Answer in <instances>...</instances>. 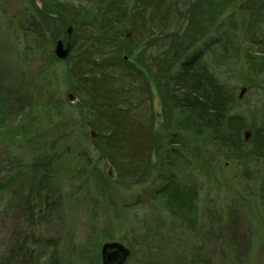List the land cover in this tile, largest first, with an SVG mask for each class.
I'll list each match as a JSON object with an SVG mask.
<instances>
[{
    "label": "trees",
    "instance_id": "1",
    "mask_svg": "<svg viewBox=\"0 0 264 264\" xmlns=\"http://www.w3.org/2000/svg\"><path fill=\"white\" fill-rule=\"evenodd\" d=\"M47 5L72 31L64 35L74 84L67 90L77 102L60 88L61 61L40 5L33 14L0 13V52L11 48L17 58L14 76L0 69V125L7 114L18 118L15 138L27 158L22 168L13 155L0 159V169L17 163L3 180L24 222L0 246V264H103L106 243L128 250L112 264H256L264 248V107L241 104L246 95L264 97V0H191L178 16L169 0H149L136 13L129 0ZM176 17L185 20L178 18L160 84L143 53L133 61L125 48L154 46L148 31H169ZM152 80L163 114L159 146ZM87 129L98 133L113 176L94 160ZM215 167L236 172L223 191ZM148 176L141 192L121 194V183ZM53 194L73 218L62 236L37 231L43 219L34 217L35 201L47 209ZM77 220L84 240L74 235ZM253 222H261V238Z\"/></svg>",
    "mask_w": 264,
    "mask_h": 264
},
{
    "label": "rangeland",
    "instance_id": "2",
    "mask_svg": "<svg viewBox=\"0 0 264 264\" xmlns=\"http://www.w3.org/2000/svg\"><path fill=\"white\" fill-rule=\"evenodd\" d=\"M170 3H174L176 5V11H178V14L185 15L184 13L188 10L191 4V0H169ZM149 3V0H129L130 8L133 9V13L139 12L140 10H143ZM37 3L40 4L38 9V17L40 18L42 25L45 29V32L50 40V48L52 47V44L58 39H62L64 35L70 34V31H68V24L67 22L58 14L54 12L52 8L47 5L50 3V0H3V2H0V13H10L13 14L14 12H19L22 9L26 8L30 13L33 14V11H35V5ZM37 11V10H36ZM181 21V24L184 22L185 17H176L175 22L173 24H169L168 27L170 28L169 31L166 32H153L152 30H149L148 32L153 33L154 37H156L157 42L153 46V42L151 43L150 47L146 49H139V50H132L130 46H126L125 52L127 51V55L131 60H135V56L138 57L142 55L143 53V59L145 60L144 63L150 68V70L156 74L158 77V80L161 84L162 75H163V63L166 61L168 55L171 52V48L175 42L173 40L172 35H174L177 30L179 29V26L181 25L179 20ZM189 18V17H188ZM186 23V22H185ZM179 25V26H178ZM146 29V25H145ZM147 32L146 38L148 39L150 37V34ZM139 33V32H138ZM7 34V33H6ZM5 38H0V44L4 43ZM6 43V41H5ZM157 45V46H156ZM16 53L12 51V49H8L5 53L0 52V69L5 70L6 77L8 75L14 76L16 74L17 69H13L12 66H16ZM139 60V58L137 59ZM29 69L31 71L33 70V65H28ZM69 69L68 60L62 59L60 65L58 64V76H59V84L61 90L65 93L67 92V88H69V85L73 84L71 77L68 76L66 71ZM1 75V74H0ZM164 83V81H163ZM162 83V84H163ZM74 85V84H73ZM153 93H154V111L156 115V123L158 127L157 134L159 135L157 139H155V143L159 146L161 144V139L163 134H161V125L163 123V114L161 111V102L157 90V84L155 80L151 81ZM236 86V85H235ZM240 86V85H239ZM167 88L165 85H163L162 91L163 96L166 98V91ZM240 93V89H238V95ZM245 93V92H244ZM246 93L241 97V99H244V96ZM166 104V100H165ZM248 108L250 110H256L257 107H264V97L263 100L260 101V96L256 95H246V99L241 104V108ZM83 111L89 112L88 106L83 108ZM165 111L167 113L168 109L167 106L165 107ZM8 118L7 120L3 121L0 125V159L2 158H8L10 155H13L15 159H20V166L19 168L24 167L23 164L27 162L26 156H24V153L22 151H19V144L16 141V134L19 131V123L18 118H16L14 115L9 116L7 114ZM18 135V134H17ZM97 137V136H96ZM95 139H92V143L90 144V151L92 153V156L96 163L103 167L107 172H110L112 175L111 166L108 163V161L104 160L103 150L104 145L99 140L97 141ZM6 150L8 152H6ZM150 161V160H149ZM155 162V156L152 157V163ZM11 163V164H8ZM17 163L13 160L10 162H7L6 164H3V167L0 169V246L5 245L6 240L9 239L14 229H16L18 226H24V222L15 213L13 212V208H16L14 201L10 199V195L8 194L9 189L6 184V180H3L7 175L11 174V171L15 168H17ZM148 172V171H147ZM114 175V174H113ZM112 175V176H113ZM149 175V174H148ZM212 178L215 179L216 182L219 183V190L223 191L225 188L224 186L231 185L232 179L235 177L236 172L233 170L232 167H224V168H213V172L211 173ZM150 176L148 177H142L140 182H126L121 183L119 186V190L121 191V194L125 195V197H129L131 195H135L139 192H141L149 183ZM211 178V179H212ZM213 193L209 192L208 195L213 197ZM56 197L51 198V205L47 209H43L39 207V202L36 200V211L34 214L35 218H41L43 219V222H37L38 228V234H45L52 236L58 235L62 236L67 233L66 226H69V224H72L71 221L73 218H70L68 212H66V207L63 201H60L58 196L53 194ZM18 212V211H17ZM238 216H240L241 220L243 219L241 214L238 212ZM243 221V220H242ZM241 221L242 226L244 223ZM82 220H77V222L74 224V232L79 240H84L86 237V231L83 226ZM254 228L257 231V236L261 238L263 236V230L261 226V222H259V225L256 224V222H253ZM18 229V228H17ZM45 255L41 258V260H45ZM255 262L256 264H264V248H258L256 250L255 254Z\"/></svg>",
    "mask_w": 264,
    "mask_h": 264
},
{
    "label": "water",
    "instance_id": "3",
    "mask_svg": "<svg viewBox=\"0 0 264 264\" xmlns=\"http://www.w3.org/2000/svg\"><path fill=\"white\" fill-rule=\"evenodd\" d=\"M37 4L40 5L39 3ZM68 31H70V34L67 33V35L70 37L72 34V31L70 28L68 29ZM69 37L66 40L63 36L62 39H58L54 42L53 51L56 57L60 61H62V59L67 60L69 56L70 49H69V43H67ZM244 92L245 90H243V93ZM66 95L73 104H76L77 98H75V95L72 93V91H68ZM97 134L98 133L94 129H87L86 131V136H87V139L89 140L97 138L96 137ZM119 254L125 257L128 254V250L123 245H120L117 243L104 244L102 247L103 264H112L118 259Z\"/></svg>",
    "mask_w": 264,
    "mask_h": 264
},
{
    "label": "bare ground",
    "instance_id": "4",
    "mask_svg": "<svg viewBox=\"0 0 264 264\" xmlns=\"http://www.w3.org/2000/svg\"><path fill=\"white\" fill-rule=\"evenodd\" d=\"M203 57H204V56H203ZM207 63H208L210 66H212V67L214 66V64H213L211 61H209V60L207 61Z\"/></svg>",
    "mask_w": 264,
    "mask_h": 264
},
{
    "label": "clouds",
    "instance_id": "5",
    "mask_svg": "<svg viewBox=\"0 0 264 264\" xmlns=\"http://www.w3.org/2000/svg\"><path fill=\"white\" fill-rule=\"evenodd\" d=\"M74 102V101H73Z\"/></svg>",
    "mask_w": 264,
    "mask_h": 264
}]
</instances>
